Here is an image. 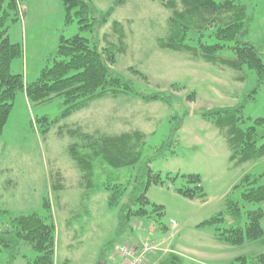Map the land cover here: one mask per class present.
<instances>
[{"label":"rangeland","instance_id":"rangeland-1","mask_svg":"<svg viewBox=\"0 0 264 264\" xmlns=\"http://www.w3.org/2000/svg\"><path fill=\"white\" fill-rule=\"evenodd\" d=\"M90 1L103 13L113 10L108 23L94 33H81L77 23L65 28L61 0H21V19L8 29L10 41L23 48L22 57L12 63L13 73L22 74L28 84L35 82L61 35L70 38L81 33L102 47H116L113 70L130 80L138 93L157 94L166 100L147 102L131 95L101 98L42 133L35 120L44 116L57 120L63 99L37 104L19 93L0 135V209L52 215L55 264H122L124 259L115 252L117 245L148 248L144 264H164L171 255L178 256L181 264H231L239 257L260 264L253 260L264 254V239L228 245L218 240L217 231L245 227L248 212L262 209L264 213V201L245 202V188L237 187L247 175L261 177L264 183V156L236 164L227 129L203 114L242 106L246 121L264 118V84L253 92L256 78L247 67L241 79L229 64L209 61L191 51L161 48L157 40L166 32L170 12L158 0ZM242 2L252 17L246 41L264 52V0ZM199 38L191 32L188 44L198 47ZM201 42L217 43L209 36ZM222 55L234 57L230 50ZM61 125L109 135L137 131L146 137L143 159L167 145L179 127L171 149L151 162L163 184H151L148 189L150 218H132L127 232L118 235L119 208H110L107 191L86 194L67 152L73 140L67 134L58 135ZM191 175L200 177L204 198L189 199L178 192L195 189ZM232 203L239 204V214L229 211ZM155 206L163 208L161 215ZM219 214L224 215L223 223L206 224ZM36 257L34 250L23 247L13 264H27ZM0 264H9L3 251Z\"/></svg>","mask_w":264,"mask_h":264},{"label":"trees","instance_id":"trees-1","mask_svg":"<svg viewBox=\"0 0 264 264\" xmlns=\"http://www.w3.org/2000/svg\"><path fill=\"white\" fill-rule=\"evenodd\" d=\"M170 12L167 29L158 38V45L174 51H191L213 62L231 65L239 72L241 79L244 67L249 68L256 78V92L264 84V52L258 45L246 41L252 24L242 0H158ZM21 0H0V135L9 119L17 95L26 94L29 101L48 103L55 98L63 99L60 117L57 120L44 116L36 119V126L47 133L60 120L87 108L101 98L120 95L138 96L147 102L166 100L160 95L146 96L138 93L132 82L113 70L117 64L115 46L103 47L81 33H94L105 26L113 12L99 11L90 0H61L65 10V28L77 23L81 33L72 37L61 35L57 49L50 54L40 77L28 84L22 74L12 71V63L22 57L23 48L14 44L8 36L10 24L19 21ZM122 2V0H119ZM115 31L118 24H114ZM199 34L198 47L188 44L189 34ZM205 36L215 38L217 43H202ZM115 47V48H114ZM230 50L233 58H226L223 52ZM137 72V71H135ZM243 76V77H242ZM227 129L232 160L243 164L264 156V118L248 122L242 114V106L215 110L203 114ZM167 145L154 152L151 158L143 159L146 137L137 131L117 135L100 131L85 132L82 127L61 125L58 135L67 134L73 141L67 152L80 173L81 185L86 194L104 190L109 193L110 208H119L118 235L127 232L132 218H150L151 204L147 192L151 184H163L160 174L151 169L152 160L161 157L171 149L175 133ZM189 181L195 189H180L178 192L189 199L204 198L201 179L191 175ZM237 187H244L242 199L249 203L264 201V183L261 177L247 175ZM59 188V187H58ZM44 206L50 210V203ZM160 215L161 206H155ZM229 211L240 213V206L232 203ZM262 209L247 213L245 227H231L224 232L217 231L220 242L228 245H243L264 239ZM225 221L219 214L208 221V225H219ZM28 247L37 257L27 264H55L56 226L52 215L43 217L38 213H15L0 209V251L9 257V264L19 257L21 249ZM164 264H181L178 256L171 255ZM253 262L264 264V254ZM103 263V262H102ZM231 264H249L247 257H239Z\"/></svg>","mask_w":264,"mask_h":264},{"label":"built area","instance_id":"built-area-1","mask_svg":"<svg viewBox=\"0 0 264 264\" xmlns=\"http://www.w3.org/2000/svg\"><path fill=\"white\" fill-rule=\"evenodd\" d=\"M116 251H118L122 258L125 259L124 264H144L147 255L150 253V250H148V248L138 250L135 248H130L126 245H121V247L117 245L115 247V252Z\"/></svg>","mask_w":264,"mask_h":264},{"label":"crops","instance_id":"crops-1","mask_svg":"<svg viewBox=\"0 0 264 264\" xmlns=\"http://www.w3.org/2000/svg\"><path fill=\"white\" fill-rule=\"evenodd\" d=\"M124 261H125V259H124ZM124 261H123V263H122V264H124Z\"/></svg>","mask_w":264,"mask_h":264},{"label":"water","instance_id":"water-1","mask_svg":"<svg viewBox=\"0 0 264 264\" xmlns=\"http://www.w3.org/2000/svg\"><path fill=\"white\" fill-rule=\"evenodd\" d=\"M99 264H103V263H99Z\"/></svg>","mask_w":264,"mask_h":264}]
</instances>
